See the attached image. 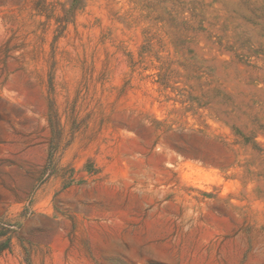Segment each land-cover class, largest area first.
<instances>
[{"label": "rangeland", "instance_id": "rangeland-1", "mask_svg": "<svg viewBox=\"0 0 264 264\" xmlns=\"http://www.w3.org/2000/svg\"><path fill=\"white\" fill-rule=\"evenodd\" d=\"M0 264H264V0H0Z\"/></svg>", "mask_w": 264, "mask_h": 264}]
</instances>
